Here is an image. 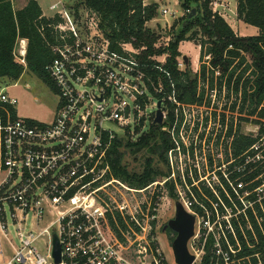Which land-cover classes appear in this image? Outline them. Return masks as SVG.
<instances>
[{
	"label": "built area",
	"instance_id": "obj_1",
	"mask_svg": "<svg viewBox=\"0 0 264 264\" xmlns=\"http://www.w3.org/2000/svg\"><path fill=\"white\" fill-rule=\"evenodd\" d=\"M224 3L211 0L209 7L223 18ZM82 9L84 15L79 16L59 0L49 6L50 16L43 14L60 20L52 25L57 34L50 45L54 58L45 67L57 97L52 122L18 118L16 99L0 89V264H174L164 259L153 229L163 198L154 193L163 192L169 198L170 186L173 203L179 202L195 220L194 234L187 244L193 264H201L208 252V264H252L253 257L256 264H262L260 253L242 254L232 224V219L238 221L242 215L255 238L245 213L252 208L251 202L244 200L248 193L241 196L234 190L242 205L239 209L220 179L222 176L233 187L229 174L239 167L227 172L221 169L222 163L212 169L208 157V173L215 181L200 178L198 166L190 164L197 158V146L193 140L188 145L183 142L185 125L180 111L194 105L177 99L171 80L169 91L160 81L155 85L140 52L124 48L132 45L113 49L99 28L98 18ZM160 13L173 15L167 9ZM16 51L17 60L24 65V40L18 42ZM155 63L158 66L153 68L162 71L161 64ZM182 67L177 65L180 71ZM162 94L174 108L168 129L162 128L171 144L167 175L143 189L131 190L112 177L107 155L115 139L135 142L146 131L149 118L155 119L152 115L156 116L158 103L161 125L164 123L167 108ZM218 188L232 207L224 203ZM120 189L133 193L153 189L148 208L146 202L141 204L145 213L138 203L132 211L124 197L118 199L113 190L121 195ZM255 192L258 202L264 198L263 185ZM238 227L247 248H252L242 226ZM55 239L59 263L53 257ZM38 240L45 245L44 253L34 246Z\"/></svg>",
	"mask_w": 264,
	"mask_h": 264
},
{
	"label": "trees",
	"instance_id": "obj_2",
	"mask_svg": "<svg viewBox=\"0 0 264 264\" xmlns=\"http://www.w3.org/2000/svg\"><path fill=\"white\" fill-rule=\"evenodd\" d=\"M210 1L177 0L180 8L187 14L177 28L173 40L163 50L153 48L157 36L146 27L147 23L156 18L158 5L155 3L145 5L143 0H80L75 9L82 7L98 18L99 28L113 49L119 51L121 44L142 49L139 58L148 66V76L155 85L160 81L166 91L171 80L181 103L203 104L204 89L199 90L200 83L206 84L211 91L215 87L221 89L225 86L228 93L233 91L236 96L240 93L241 113L248 108V116L257 113L258 118H264V0H235L237 19L257 28L259 33L256 36H237L221 16L211 11ZM193 9L196 11L195 16L188 21V15ZM59 21L56 16H43L35 0H27L25 6L18 10H14L12 0H0V79L16 82L24 71H28L53 90L45 67L54 58L50 45L54 43L57 34L52 25ZM40 28L43 29L42 32L39 31ZM20 40L26 42L24 65L15 56ZM192 41H198L200 61L209 56V60L203 62L199 73L194 76L189 74L187 68L185 71L178 70L176 60L179 56V44ZM166 52L162 71L153 68L158 64L151 57ZM238 68L242 70L236 74ZM247 72L249 74L245 76ZM241 121L248 120L241 118ZM253 123L258 126L255 137L240 134L237 130L233 134L232 127L228 128L226 136L231 142L226 147V153L230 151L233 161L229 164V170L232 171L235 166L239 167V171L229 174L233 187L222 176L220 179L225 191L239 209H242V205L236 200L234 190L241 196L248 193L244 200L251 202L252 208H247L245 213L255 238L246 228L247 221L242 215L238 216V221L232 219V224L240 238L242 254L260 253L261 262L264 264V198L258 202L255 192L257 188L264 186V122L254 120ZM159 127L160 125L152 123L149 131L144 132L135 142L128 138H117L113 141L107 163L114 179L125 183L131 189L140 190L158 177L167 175V171L160 165L165 164L171 144L167 134L159 132ZM142 152H145V157L143 156L140 169H130L127 157L136 160V156ZM218 190L224 203L232 207L223 191L219 188ZM203 191L211 196L205 188ZM168 196L175 199L172 186L169 187ZM118 221L124 228L121 218L118 217ZM238 223L245 231L252 248H247L241 238ZM209 257L208 252L201 264H208ZM251 261L252 264L257 263L254 257Z\"/></svg>",
	"mask_w": 264,
	"mask_h": 264
},
{
	"label": "rangeland",
	"instance_id": "obj_3",
	"mask_svg": "<svg viewBox=\"0 0 264 264\" xmlns=\"http://www.w3.org/2000/svg\"><path fill=\"white\" fill-rule=\"evenodd\" d=\"M43 9L46 14L51 15V11L49 10V6L51 3H56L59 0H35ZM80 0H62V4L67 7V9H71L79 16H83L81 8L75 9V6ZM160 5H158L157 15L152 21L147 23L146 27L154 32L157 36V40L153 45L154 49L163 50L168 47L169 43L173 40L175 32L182 22L183 18H185L186 14L174 0H155ZM27 0H12L14 10L20 9ZM144 2V1H143ZM145 3V2H144ZM225 12L223 19L225 22L231 27L233 32L237 36H241L240 34H244L245 36H255L258 35L259 31L255 27H251L245 25L242 21L237 19L235 6V0H229L225 2ZM162 9H167L170 14L173 15H162L160 11ZM49 16V15H46ZM79 19V17H77ZM197 30L196 27L193 28ZM126 49L134 50L135 52L139 51L142 54V49L134 48L133 46H125ZM20 50V49H19ZM179 56L177 57V65L182 64V71H185L186 68L183 64L182 57L186 56L189 60L187 71L191 76L199 73L200 67L203 62H207L205 58L203 61L199 60V52L200 47L198 46V41L195 42H181L178 47ZM19 52L16 51V55ZM167 52L160 56H153L151 59L155 60L163 66L166 61ZM242 68H238L236 74L241 72ZM249 72L245 74L248 76ZM216 77V75H215ZM16 84V86H14ZM27 85V86H26ZM4 88V92L16 99L17 104L14 106V110L16 116L20 119L32 120L35 122L48 124L53 121L55 109L57 106V97L53 90L49 88L41 79H39L36 75L31 72L24 71L21 77L17 82H12L7 79H0V89ZM199 90L204 89V101L209 103V106L212 105L211 111H205L202 107L196 106H184L180 111L183 114L184 118V130L182 131V135L184 136L183 142L187 145L189 142L193 140L197 146V158L192 163L190 161L191 166L197 165L198 172L200 174V178L204 180V178L212 183L215 181V177H213L208 171L210 167L207 164L206 158L212 159V169L218 168L222 163L224 165L221 166L222 170L229 171L228 164L231 162L232 158L230 156V151L226 153V147L231 142V139H228L226 133L228 128L232 127L233 134L237 130L240 134L255 137L258 132V126L253 123L254 120H260L264 122V118H258L257 113L253 116H248L249 109L246 108L244 113L240 112V93L236 96L233 91L228 93L225 86L221 89L215 87L212 91L208 88L206 84L200 83L198 86ZM176 96V91H175ZM166 100L165 95H161ZM177 97V96H176ZM166 112L165 118L166 120L159 127V132H163L162 128L168 129V125L173 119L172 114L174 113V108H172V104L166 102ZM175 105V104H174ZM176 106V105H175ZM178 106V105H177ZM234 109L232 110V108ZM211 113V116L207 117L206 113ZM152 117L155 118V115ZM207 118V119H206ZM241 118H247L248 121H241ZM152 118H149L146 124V131L148 132L151 124L153 123ZM183 123V122H182ZM112 130L115 127L110 126ZM192 131V132H191ZM195 131V132H193ZM201 155V156H200ZM143 156L145 157V152L139 153L136 156V160H133L132 157H127V163L130 169H135L138 171L140 169V164L143 160ZM227 156V157H226ZM183 159V158H182ZM227 159V160H226ZM230 161V162H229ZM161 168L164 171L167 170L168 164H161ZM176 170H174L175 172ZM197 171V170H196ZM206 174V175H204ZM210 175V178L208 176ZM156 180L162 181L161 177H158ZM133 190V189H131ZM118 199L124 197V200H127L130 210L133 211V208L139 204L140 210L145 213L143 209L142 203H147L146 208H148V203L153 194V189H149L143 193H133V192H124L120 189L121 195L113 190V193ZM158 197H163L161 202V207L157 214V219L155 223H153V229L156 231V237L159 240L160 247L163 253L164 259L168 261H172V253H171V237L170 235H163L160 232V228L162 225H165L170 219L174 217V203L172 199L164 196L162 194L155 192ZM137 212L139 210L137 209ZM140 214V213H139ZM137 219L138 215H137ZM141 221V220H140ZM12 233V228H10ZM13 236V235H12ZM6 244H4L5 246ZM34 246L41 252L44 253V243L43 241L35 242ZM7 251V249H6ZM9 256H6V258ZM262 257H260L261 260ZM1 261V260H0ZM262 261V260H261Z\"/></svg>",
	"mask_w": 264,
	"mask_h": 264
},
{
	"label": "water",
	"instance_id": "obj_4",
	"mask_svg": "<svg viewBox=\"0 0 264 264\" xmlns=\"http://www.w3.org/2000/svg\"><path fill=\"white\" fill-rule=\"evenodd\" d=\"M195 13L196 11L193 9L188 15V21L195 16ZM182 61L184 62L185 67L188 68V58L183 56ZM157 108L158 110L153 123L161 125L162 113L160 110V103L157 104ZM194 224V217L187 213L179 202H175L174 217L166 223L162 232L164 235L165 230L168 228L175 234V238L171 242L172 261L174 264H193L194 256L189 253L187 244L194 234ZM53 257L55 262L59 263V247L56 239L54 240Z\"/></svg>",
	"mask_w": 264,
	"mask_h": 264
},
{
	"label": "flooded vegetation",
	"instance_id": "obj_5",
	"mask_svg": "<svg viewBox=\"0 0 264 264\" xmlns=\"http://www.w3.org/2000/svg\"><path fill=\"white\" fill-rule=\"evenodd\" d=\"M194 106H196V107H202V108H204L205 109V111H211L212 110V105L211 106H209V103H206L205 101L203 102V104L202 105H194ZM207 114V117L209 116V118H210V116H211V113H206ZM207 119V118H206ZM166 225V224H165ZM165 225H162L161 226V228H160V232L162 233L163 232V227L165 226ZM165 234L164 235H166V234H168V233H170V236H175V234L170 230V229H166L165 230V232H164ZM172 241V240H171Z\"/></svg>",
	"mask_w": 264,
	"mask_h": 264
},
{
	"label": "crops",
	"instance_id": "obj_6",
	"mask_svg": "<svg viewBox=\"0 0 264 264\" xmlns=\"http://www.w3.org/2000/svg\"><path fill=\"white\" fill-rule=\"evenodd\" d=\"M145 3V5H148V4H151V3H155V4H157V5H160L158 2H156L155 0H143ZM169 1H173V0H169ZM177 4H178V2H177V0H174ZM229 0H225V2H228ZM26 4V3H25ZM25 4L21 7V8H23L24 6H25ZM52 4V3H51ZM39 5V4H38ZM40 6V5H39ZM20 8V9H21ZM40 8H41V10L43 9L41 6H40ZM49 8V7H48ZM81 10H83L82 8H81ZM235 11H236V6H235ZM42 13L46 16V15H49L50 16V14H46L43 10H42ZM246 25V24H245ZM249 26V25H248ZM241 36H245L244 34H240ZM256 36V35H255ZM17 82V81H16Z\"/></svg>",
	"mask_w": 264,
	"mask_h": 264
}]
</instances>
